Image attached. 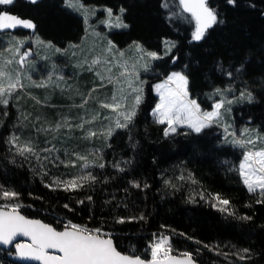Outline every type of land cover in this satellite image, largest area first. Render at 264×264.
I'll list each match as a JSON object with an SVG mask.
<instances>
[{"label":"trees","instance_id":"1","mask_svg":"<svg viewBox=\"0 0 264 264\" xmlns=\"http://www.w3.org/2000/svg\"><path fill=\"white\" fill-rule=\"evenodd\" d=\"M77 1L114 13L125 9L122 18L128 27L111 34L118 47L139 42L145 49L161 54L162 41L170 39L175 48L154 64L132 123L117 131L97 158L105 167L87 170L97 177V182L77 191L46 187L52 177L43 174L45 169H40L39 163L9 151L6 140L17 126L20 128L21 120L25 121L22 113L33 114L34 110L28 102H22L21 112L10 103L7 107L0 105V187L19 193L15 202L25 216L41 219L56 229L69 222L90 229L102 227L122 253L148 259L147 244L154 235L166 233L173 245L171 254L188 252L198 264H264V203H257L261 199L259 191L249 192L241 180L237 165L242 150L223 143L222 133L215 126L200 133L179 128L165 137V125L155 123L150 114L157 101L151 85L171 71H180L188 78L190 97L202 110L212 109L214 101L221 98L213 93L220 89L224 99L235 101L234 125L247 124L251 131L264 133V0H236L235 5H229L227 0H208L224 23L209 29L201 41L191 39L192 30L185 21L179 23L182 20L173 0ZM0 11L31 21L34 35L55 47L76 44L84 35V21L65 0H37L35 4L15 0L12 5L0 6ZM31 31L14 32L28 36ZM3 33L0 50L6 39ZM241 64L244 70L237 74L235 69ZM218 65L223 66V72L217 70ZM68 70L76 78L83 74L75 66ZM245 90L252 92V103L238 99ZM49 109L37 117L53 123L61 117L57 113L60 109ZM79 139L69 144L87 151L90 143ZM63 167L66 173L72 169ZM189 173L196 183L188 179ZM181 175L184 180L179 179ZM130 181L141 186L133 187ZM200 193L205 194V199L200 198ZM209 193L227 199L228 212L234 214L212 207L215 201L208 197ZM3 202L0 200V204ZM141 215L145 219L116 222L117 217ZM0 261L18 264L7 260L5 252H0Z\"/></svg>","mask_w":264,"mask_h":264},{"label":"snow or ice","instance_id":"2","mask_svg":"<svg viewBox=\"0 0 264 264\" xmlns=\"http://www.w3.org/2000/svg\"><path fill=\"white\" fill-rule=\"evenodd\" d=\"M15 0H0V5H12ZM31 3H37V0H30ZM68 7H74L72 3H68L65 0ZM229 5H235L236 0H227ZM76 10L81 11L84 16L85 24L88 23L89 14H95V9H84L82 5H75ZM178 7L181 14H188L190 20L194 22V31L192 32L191 39L193 41H201L205 38L209 29H212L218 23H224L219 19L218 12L209 6L208 0H179ZM108 19L102 21V23L113 27H128L120 17H116V23L111 25L109 22L113 16L111 9H105ZM121 14L125 9L121 8ZM23 27L25 29H32L35 25L29 21L18 18L16 15L9 14L6 11H0V30L12 29L16 27ZM25 42L16 40L11 43L6 50H0V105L7 107L10 99L17 92V90L23 91L29 85L24 83L25 80L29 81L30 86L33 87H48L51 83V75L49 76L48 83L41 81L39 83L32 80L31 75L23 71L27 66V58L30 53L27 51L21 52V47ZM50 46V45H49ZM113 45L109 41L107 52L111 53ZM175 47L174 44L167 45V50L171 51V48ZM137 49L140 50V46L137 45ZM121 59L115 63L123 71L119 73L118 77L110 75L112 67H107L105 72L109 75H102L97 72V76L103 82L107 80L109 84H113L114 88L110 97L99 99L93 97L92 93L96 91L95 88L90 90L86 97L82 98V102L76 107L85 108L89 103V100L95 99L100 109L109 111V115H101L99 111L91 114L90 118L80 117V123L73 125L70 123L68 117H63L60 121L56 122L54 126L37 128V132L45 133H58L61 128H67L69 131L73 127L78 129H85V125H91L101 119L109 121V123L103 126L99 132L88 128L85 130L84 139H92L93 137L102 136L105 141L112 136L116 129L128 128L136 116V110L142 102L143 87L139 82V77L136 73V64L129 66L127 61H124L123 53L119 54ZM148 57L157 59V54L154 52L146 53ZM115 60V58H113ZM84 63H88L85 59ZM113 64V61L100 57L92 59L88 64V70L92 71L98 64ZM18 65L13 68L12 65ZM83 67V64L78 65ZM145 70L148 69V64L143 65ZM217 70L223 72V66L218 65ZM244 70V64H241L235 69V72L239 74ZM229 76H232L231 71L228 72ZM62 79V77H60ZM188 78L180 72H174L167 77L163 83L154 85V89L159 96V103L156 104L153 109V115L155 117V123L160 125H166L163 130V135L168 137L170 134L176 133L178 127L186 126L195 133H200L203 129L210 127L213 124H218L222 119V109L224 105H231L234 100L224 99V94L220 89H217L213 94L221 96L218 102H214L211 111H204L195 99L189 98L188 91ZM57 87L60 85L57 84ZM103 86V83L102 85ZM232 89L229 88L228 91ZM131 97V100L129 99ZM17 100L19 96L15 97ZM37 104L41 101L32 96L30 97ZM240 100H246L248 103L253 102V94L250 91H242L240 93ZM231 109H225L230 111ZM7 115V113H4ZM30 114H23L22 118L27 120ZM40 117H36V121H39ZM35 126V125H34ZM228 127L225 126V133L232 135L233 139L230 141L234 146L243 149L242 160L239 164V175L245 187L249 192L255 193L259 191L261 199L257 200V203H264V136L257 134L253 137L250 134L249 129H244L241 136L246 137L244 139H238L234 133H228ZM56 136L53 135V139ZM9 145V151H14L15 155L23 157L28 160L30 157H35L37 162L48 161L52 163V159L49 156H41V153H53L58 151L55 145L47 148H40L31 139L22 140L19 135L12 134L6 140ZM68 153L65 152V155ZM76 160H61L65 167H76V161H82L79 165L80 174L73 175L69 179H61L60 177H54L51 184H46V187L53 190L59 188L63 191H77L85 185H91L97 182V177L91 172L87 171L92 166L104 168V163H95L89 161L88 157L79 153H74ZM59 160V157H55ZM15 162L14 160L12 161ZM43 166V164L41 165ZM114 167L120 171L124 169L120 168L119 164H115ZM47 175V172L43 173ZM179 179L184 180L185 177L181 175ZM188 179H191L192 183H196L191 178V173L188 175ZM133 187L139 188L141 185L136 181H130ZM171 187H175L170 181H165ZM144 187H147L145 185ZM200 198L205 199V194L200 193ZM212 203L211 206L218 208L222 212H228L229 201L222 199L220 195L209 193L207 194ZM19 193L13 190L3 189L0 187V200L4 203L0 204V244L8 245L12 243L13 239L17 235H22L30 239V244L21 245L16 244L17 252L22 257L34 259L40 261L41 264H195L192 255L188 252L181 253L180 257L172 255V248L169 238L164 235L156 237L154 235L153 240L149 244L150 256L149 260L141 258L139 255L124 254L117 249L113 243V239L109 233H106L102 227L90 229L87 226L78 225L69 222L65 225L64 230H57L49 224L42 223L40 220L27 219L21 215L18 209L20 204L15 201L18 199ZM91 200V197H88ZM194 202V201H192ZM83 203V201H80ZM67 208L68 205H65ZM229 215L234 213L228 212ZM128 221L140 219L143 220V215L139 217H117V223H125ZM241 219H251V217H241ZM207 247V245H206ZM49 250H54L56 254H52ZM245 253L248 249L243 250ZM244 259L243 256L240 257Z\"/></svg>","mask_w":264,"mask_h":264},{"label":"rangeland","instance_id":"3","mask_svg":"<svg viewBox=\"0 0 264 264\" xmlns=\"http://www.w3.org/2000/svg\"><path fill=\"white\" fill-rule=\"evenodd\" d=\"M173 2L175 3L178 9L179 17L182 20L179 21V23H183L185 21V23H187L190 26L193 32L194 22L190 20L188 14L186 13L181 14V11L178 7L179 0H173ZM68 3H72L74 5V7H71V10L79 17H81L83 21H84V16L81 14V11L76 10L75 5L77 4L82 5L84 9H95V14H89L88 23L84 24L85 25L84 35L76 44H68L62 48L55 47L49 42L43 41L42 39L34 35L35 32L31 31L33 30V28L25 29L21 26L12 29L0 30V33L4 32L3 35L6 36V39H3L2 42L3 50H6L9 46H11V43L13 41L21 40L25 42L21 47V52L27 51L30 53V55L27 58L28 61L27 66L25 67V69H23V71L31 75L33 81L37 83L41 81L48 83L49 76L51 75V83H49L48 87H39V88L33 87L30 86L29 81L25 80L24 83L29 86L26 87L23 91L17 90V92L13 95V97L9 101V103L12 104L14 108H17L20 112H21L22 102L30 103V106L32 105L31 107L34 110L33 114L31 112L29 113L30 119L28 118L25 121L21 120L19 124L20 128H18L17 126V130L13 134L19 135L22 140L31 139L40 148L52 147L53 145H55V148L58 149V151L50 154L43 152L41 153V156H45V155L49 156L50 159H52L53 161L52 163H49L48 161H42L39 162L38 164V166H40V169L41 167L44 168L45 172H47V175L52 177L51 180L54 177H60L61 179H69L73 175L80 174L81 170L79 168V165L82 163V161L77 160L76 161L77 166L76 167L71 166L72 169H70V172L67 173L63 169L64 165L60 163L61 160H68V158L69 160H76L75 155H73L74 153L85 155L88 157L89 161H94L95 163H98V161L96 160L97 158L101 157L104 150L107 149L110 138L117 131L125 130L126 128L116 129L112 134V136L108 138L106 141L102 136L93 137L92 139H84V137L81 136V134L83 135L85 134V130H87L88 128H91L92 130L99 132L103 126L109 123V121L103 119L96 121L91 125H85L84 130L73 127L71 131H69V129L67 128H61L58 133H51V132L45 133V132H37L36 129L41 127H48L49 125L54 126L56 122L60 121L63 118L62 116L63 114L65 115V117L69 118L70 123L73 125L79 124L81 122L80 117L83 116L85 118H90L91 114H93L96 111H99L102 116L109 115L110 113L108 110L99 108V105L95 99L89 100V103L86 105L85 108H79L76 107V105H79L82 102V98L86 97L90 92V90H92L93 88L96 89V91L92 93L93 97L104 99L105 97L111 96L114 85L109 84L107 80L102 82L97 76V72H100L102 75H109L108 73L105 72V69L107 67H112V72L110 73V75H112L113 77H118L119 73L123 71V69L114 65L117 61L121 59L119 55L120 53H123L122 59L124 61H127L129 66H131L132 64H136V73L139 77L138 83H142L143 96H144L146 86L150 81L151 75L153 74L152 68L154 64L160 61L161 58L165 56H169L175 48L172 47L171 51L167 50V45H171V44L175 45L174 41L170 39H164L162 41L161 54L145 49L139 42H132L126 45L125 47H118L113 42L111 34L113 32H117L125 28L113 27L102 23V21L108 19L107 13L106 11H104L107 8L99 9L95 7L86 6L78 2L77 0H68ZM0 6H8V5H0ZM168 6L169 5L166 6L167 9ZM112 13L113 16L109 22L111 25H114L117 22L116 17H120L123 21L122 18L123 14H121V11H119L118 13H114V12ZM23 30L26 32L31 31L30 32L31 34L28 36H19L17 35L16 32H14V31H23ZM109 41H111L113 45L111 49V53L107 52ZM137 45L140 46V50L137 49ZM148 52L156 53L158 58L152 59L151 57H148L146 55V53ZM97 57H100L102 60L104 58H107L108 60L113 61V64L106 65L101 63L96 65L92 71H89L88 64L91 63L92 59ZM113 58H115V60H113ZM85 59H87L88 63H84ZM145 63L148 64L147 70L143 68V65ZM80 64H83V67H79L78 65ZM71 66H75L76 68L81 69V71H83V74L80 75L78 78L72 76V73L69 72L68 70ZM12 67L16 68L18 67V65L14 64L12 65ZM84 72L87 73L88 77L84 75ZM174 72H180V71H171L166 75L162 76L160 80H158L157 82L151 85V90L155 95V97L157 98L156 104L159 103V96L154 89V85L163 83L167 79V77ZM60 77H62V79H60ZM102 83L103 86H101ZM57 84H59L60 86L57 87L56 86ZM16 96H19L20 99L17 100L15 98ZM32 96L38 98L41 101V103L37 104L34 100L30 98ZM189 98L192 99L190 95ZM129 99L131 100V97ZM220 99L221 98H218L214 102H218ZM156 104L154 105V107L150 112L151 116L154 119L155 117L153 115V109L155 108ZM233 104L234 103H232L231 105L225 104L224 109L221 110L222 119L218 124H213L211 126L212 127L215 126L216 128L220 129L223 137V143L231 145L237 149H240L242 150L243 153L242 148L234 146L230 142L233 139V136L225 133V126L230 125V127H228V133H234L236 138L244 139L246 137L241 136V133L244 131V129H249V130L251 129L250 126L247 124L245 125L243 124L240 126L234 125V119L232 116ZM49 107L51 108V112H53L52 107H55L56 109H60V111H58L57 113H60L59 116L61 117L53 121V123L46 121L43 122L41 121L42 119L36 121V117L41 112L45 111L46 109L50 111ZM229 108L231 109L230 111H225V109H229ZM36 123L38 124L35 125ZM179 128H187V127L182 126V127H178L177 129ZM250 134L253 137H255L257 134L264 136V133H259V132L257 133L251 130H250ZM53 135L56 136L55 139H53ZM77 138H80L79 140H81L82 138V143L83 141L90 143L89 146L87 144L88 146L87 151L84 149L78 150L77 148H73V146L69 144L70 141L72 142L74 139ZM62 145L64 146L62 147ZM65 152H67L68 154L65 155ZM57 156L59 157V160L55 159V157ZM93 158H95V160H93ZM30 159H33L35 162H37L35 157H30ZM241 160L242 157L237 165V170L239 168V164ZM42 164L43 166H41ZM94 167L95 166H92L89 169ZM48 168L49 170L47 171ZM160 235L169 237V234L166 233H160Z\"/></svg>","mask_w":264,"mask_h":264},{"label":"water","instance_id":"4","mask_svg":"<svg viewBox=\"0 0 264 264\" xmlns=\"http://www.w3.org/2000/svg\"><path fill=\"white\" fill-rule=\"evenodd\" d=\"M19 211V210H18ZM19 213L23 216H25L22 212L19 211ZM27 219H32V220H40L42 223H46L44 221H42L41 219L38 218H31V217H27L25 216ZM49 224V223H46ZM50 226H52L51 224H49ZM53 227V226H52ZM57 230H64V227L62 229H57ZM112 238V237H111ZM113 239V238H112ZM30 239L28 237L22 236V235H17L12 243L8 244V245H4V244H0V252H5L7 253V260L13 262V263H18V264H41L40 261H36L34 259H29L27 257H22L18 254L17 249H16V244H21V245H27L30 244ZM114 243V240H113ZM115 245V243H114ZM116 246V245H115ZM50 253L52 254H56L54 252V250H49ZM126 254V253H124ZM174 256L180 257V255H175L172 254ZM142 258V257H141ZM144 259V258H143ZM145 260H149V259H145ZM194 260V259H193ZM195 261V260H194ZM0 264H4L3 262L0 261ZM195 264H198L195 261Z\"/></svg>","mask_w":264,"mask_h":264},{"label":"built area","instance_id":"5","mask_svg":"<svg viewBox=\"0 0 264 264\" xmlns=\"http://www.w3.org/2000/svg\"><path fill=\"white\" fill-rule=\"evenodd\" d=\"M160 236V235H159ZM168 237V236H167ZM169 238V241H170V244H171V248H172V241H171V239H170V237H168ZM151 242V241H150ZM150 242L147 244V248H146V252H148V257L149 258H151V256H150V249H149V244H150Z\"/></svg>","mask_w":264,"mask_h":264}]
</instances>
